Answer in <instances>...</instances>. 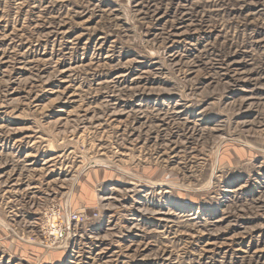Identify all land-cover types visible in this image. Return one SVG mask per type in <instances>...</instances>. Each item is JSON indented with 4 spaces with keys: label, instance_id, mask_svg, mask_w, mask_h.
<instances>
[{
    "label": "rangeland",
    "instance_id": "374dc122",
    "mask_svg": "<svg viewBox=\"0 0 264 264\" xmlns=\"http://www.w3.org/2000/svg\"><path fill=\"white\" fill-rule=\"evenodd\" d=\"M0 264H264V0H0Z\"/></svg>",
    "mask_w": 264,
    "mask_h": 264
}]
</instances>
